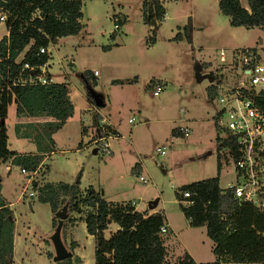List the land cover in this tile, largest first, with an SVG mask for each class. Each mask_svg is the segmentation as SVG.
I'll use <instances>...</instances> for the list:
<instances>
[{"label":"rangeland","instance_id":"obj_1","mask_svg":"<svg viewBox=\"0 0 264 264\" xmlns=\"http://www.w3.org/2000/svg\"><path fill=\"white\" fill-rule=\"evenodd\" d=\"M240 1L248 6L247 0ZM142 2L84 0L81 32L62 37L56 48L51 46L50 70L58 82L64 81L65 71L69 75L67 81L76 117L55 132L56 149L47 158L46 176L50 181L72 183L81 171L83 186L93 185L105 199L116 203L134 201L140 209H149V201L158 199L157 210L178 232L174 235L168 229L162 234L171 252L168 263H179L178 258L185 254L184 245L194 251L197 260L212 261L215 257L205 227L189 225L175 192L193 181L215 176L218 161L221 163L219 185L225 188L237 182L233 161L224 149V134L213 117L218 104L215 97H208L211 80L208 75L213 70L215 79L220 78V71L221 76L230 74L235 85L240 76L232 71L234 53L250 46L258 49L260 63L264 65V31L257 27L230 26L219 10L218 0H159L165 6V19L156 20L155 25L152 20L145 23ZM121 17L125 21L120 20L115 28L114 19ZM178 30L181 38H173ZM5 33V26L0 25V38ZM85 70L93 74L97 71L92 92L102 104L99 108L112 117L123 135L109 139L111 155L96 150L88 136L80 138L79 133L80 139L76 137L80 124L77 114L87 108L81 79ZM215 83L223 90L231 86L217 80H212L210 85ZM157 85L160 90L154 95ZM15 105H9L5 119L9 147L23 150L28 142L17 137L19 114ZM82 117L88 124L89 113ZM129 118L134 122H128ZM179 125L188 127L186 136L173 133ZM38 126L31 131L33 137L40 131ZM42 138H38L39 145H46V138ZM82 139L87 145L80 149L78 141ZM33 142L30 144L37 148L38 143ZM4 167L1 163L0 176L3 193L12 203L9 208L14 220L13 245L16 238L13 264H53L50 254L53 256L54 251L49 240L53 215L49 204L28 196L31 184L23 192L27 179L18 166H11L9 176ZM74 214L71 216L76 220ZM73 221L63 225L66 247L72 238L78 240L84 245L86 264H95L94 239L88 242L85 227H76ZM113 225L116 227V223Z\"/></svg>","mask_w":264,"mask_h":264},{"label":"trees","instance_id":"obj_2","mask_svg":"<svg viewBox=\"0 0 264 264\" xmlns=\"http://www.w3.org/2000/svg\"><path fill=\"white\" fill-rule=\"evenodd\" d=\"M83 1L0 0V8L8 14L5 21L8 34L0 39V164L13 157L14 164L33 171L43 159L39 153L20 154L9 149L5 123L9 104H16L17 114L52 118L39 124L40 131L34 137L38 145V138H46L45 150H52L55 144L52 134L61 129L72 115L73 105L65 82L43 84L30 82L29 79L40 74V67L49 59V53H38V47H48L59 38L81 32ZM247 1L248 6L245 7L240 0H218V7L228 18L230 26L247 29L257 27L264 31V0ZM142 7L145 23L164 19L165 8L159 0H143ZM120 20L114 19L117 24ZM184 31H187L186 27ZM173 38L180 39L181 33L177 32ZM153 39L154 36L150 41ZM21 54L23 56L19 59ZM25 64L29 68H25ZM93 77L89 70L81 73L86 99L94 105ZM207 93L208 97H215L213 87H208ZM256 103L264 113V91ZM93 124L98 127V115L93 116ZM18 128L19 124L16 130ZM175 132L176 129H173ZM220 170L221 163L218 161L215 176L180 187L175 192L180 209L190 226L205 227L213 243L212 253L216 257V261L210 264H264V210L235 198L232 189H222L219 186ZM80 178L81 171L72 183L45 182L36 187L37 200L48 203L53 213V228L57 222L56 212L67 202L65 222L75 220L72 213L82 214L87 233L94 237L95 264H169L159 230L166 223L161 211L149 214L148 210H136L130 202H108L91 185L81 189ZM184 192H189L190 196L184 198ZM11 211L0 195V264H13L14 220ZM110 222L116 223L118 229L106 236L105 231ZM64 243L66 245V241ZM76 245L75 241H71L68 249L72 251V256L53 264H80V258L73 252ZM178 264L197 263L185 253Z\"/></svg>","mask_w":264,"mask_h":264},{"label":"built area","instance_id":"obj_3","mask_svg":"<svg viewBox=\"0 0 264 264\" xmlns=\"http://www.w3.org/2000/svg\"><path fill=\"white\" fill-rule=\"evenodd\" d=\"M7 15L1 7L0 25L5 26ZM114 27H118L117 22ZM37 51L39 54H47L49 48L41 46ZM220 60H224L223 51L220 52ZM43 66L40 67V74L35 75L34 78L31 77L30 82L43 84L51 82V79L45 75L46 71ZM24 67L29 68L28 64ZM232 67L239 70L240 76L234 86L223 90L220 89L219 83L213 84L218 104L214 115L215 122L224 134V149L233 161L237 178L235 184H228L226 188L232 189L235 198L264 210V113L256 103L258 96L264 91V65L260 63L257 51L239 48L234 53ZM30 69L33 73L35 72L32 67ZM96 74L97 71L94 72V75ZM159 90L160 86L157 85L153 94L158 95ZM128 122L133 123V118H129ZM179 131L186 136L189 129L187 126H182L179 127ZM110 138L112 134L108 125L101 121L97 127L96 137L91 143L96 146V150L108 155ZM159 152L164 153L163 150ZM20 172L27 178V183L32 186L28 196H37L36 187L42 185L45 166L39 164L33 171L20 167ZM189 196V192L183 193L184 198ZM130 204L135 206L136 203L133 201ZM168 229L166 223L159 228L161 234H166Z\"/></svg>","mask_w":264,"mask_h":264},{"label":"crops","instance_id":"obj_4","mask_svg":"<svg viewBox=\"0 0 264 264\" xmlns=\"http://www.w3.org/2000/svg\"><path fill=\"white\" fill-rule=\"evenodd\" d=\"M163 6H164V3H163ZM164 8H165V6H164ZM165 15H166V10H165ZM121 19V21H125V17H121L120 18ZM164 19H165V16H164ZM157 24V23H156ZM178 32H180L181 33V31L180 30H178ZM5 34H7V31H6V33ZM62 38H59L58 40H57V42L56 43H54V44H51V45H49L48 46V48H49V59H48V61L44 64V66H43V68H44V70L46 71L45 72V75L46 76H48L50 79H51V82H58V81H56L55 79H54V76H53V74H52V72H51V70H50V65H51V46L52 47H54V48H56V47H58V44H59V42H60V40H61ZM249 48H255L256 49V51L258 52V49L256 48V47H254V46H250ZM258 54H259V52H258ZM23 56V54H21L20 55V57H19V59L21 58ZM259 56H260V54H259ZM260 58H261V56H260ZM60 60V59H59ZM71 62V64L73 63V61H70ZM62 62H60V64H61ZM62 68H64V67H62ZM65 69V68H64ZM217 69H219V68H217ZM234 70V71H233ZM213 71H215V70H213ZM212 71V72H213ZM232 71L236 74V75H238L239 76V74H238V69H236V68H232ZM212 72H210L209 73V75H208V77L211 79L210 80V83H211V81L212 80H217V81H221V82H226V84L228 83L229 85H231V86H229V87H232V86H234V83H233V79L231 78V75L230 74H228V75H225V76H221V71L219 72V74H220V78H219V76H218V78L217 79H215V76H214V73H212ZM94 75V74H93ZM97 75V74H96ZM96 75H94V76H96ZM67 79H69V75L67 74V72L65 71L64 72V81H60V82H65L66 83V85H67V87H68V81H67ZM129 82H131V81H129ZM235 82V81H234ZM210 83L208 84V87H210L211 85H210ZM211 87H213V84H212V86ZM68 90H69V87H68ZM68 97H69V100L71 101V103H72V105H73V112H72V115L69 117V118H67V120H66V122H65V124L63 125V127L66 125V123L70 120V119H75V117H76V110H75V105H74V101L72 100V98H71V95H70V91H69V93H68ZM84 98H85V101H86V103H87V108H83V109H81V112L80 113H78L77 114V123H78V121L80 122V124L78 125V127H77V135H76V137H77V139H80V138H82V137H84V136H88L89 137V142H90V145H94V144H92L91 143V141L96 137V133H97V126L96 125H94L93 124V116L94 115H98V125L100 124V122L101 121H103V123H105V124H107L108 125V128H109V130H110V133L112 134V138H114V139H117V138H119V137H121V136H123L122 135V133L120 132V130L118 129V126L116 125V123H114V121H113V119H112V117L109 115V114H106V112H103V109L102 108H99L98 107V105H96V104H91V103H89V101L86 99V96H85V93H84ZM12 103H14V102H12ZM15 104V103H14ZM10 105V104H9ZM100 105H102L101 103H100ZM16 106V105H15ZM98 107V108H97ZM103 107V106H102ZM8 109H9V106H8ZM216 112V111H215ZM215 112H214V114H213V117H214V115H215ZM89 113V115H90V118H89V123H90V120H92V125L90 126V124L88 123V124H86L85 123V118H83L82 117V115H86V114H88ZM7 116H8V112H7ZM215 118V117H214ZM19 120H18V122H17V124H19V134H18V138L20 139V140H25V141H27L28 142V145L26 144L27 142H25V144L27 145V149H23V150H18V149H11L10 147H9V141H8V147H9V149H11V150H14V151H16V152H18V153H20V154H36V153H39V154H42L43 155V159H42V161H41V165H46V170H45V172L43 173L44 175H43V182H42V184H44L45 182H51V183H56V182H59V181H50V180H48L47 179V176H46V172H47V170L49 169V165L46 163V161H47V158H48V156H50V154H52L53 152H54V150L56 149V144L54 145V147L52 148V150H45V145H38V147L37 148H34L30 143H34L33 142V140H34V137L32 136V133H31V131H32V129H34V128H36L38 125L37 124H33V123H43V122H47V121H51L52 120V118L51 117H48V116H43V115H40V116H28V115H25V114H19V118H18ZM21 119V120H20ZM42 119V120H41ZM74 121V120H73ZM7 125V124H6ZM34 125V126H33ZM179 127H182V125H179V126H177L176 128H174V129H176V134H181V132L179 131ZM7 130H8V127H7ZM91 130V131H90ZM79 133H80V138H79ZM21 136H24V137H21ZM54 137H55V133H53L52 134V138H53V140H54ZM8 140H9V136H8ZM54 142H55V140H54ZM78 144H79V148L81 149V147H83L84 146V144L85 145H87V143H85L84 141H83V139L82 140H80V141H78ZM89 144V143H88ZM49 153V154H48ZM113 153V150L112 149H110V153L108 154V155H111ZM48 154V155H47ZM12 158L13 157H11L7 162H5V163H2V164H4L5 165V173H6V175H10V172H11V166H13V165H16V164H14L13 163V161H12ZM16 166H18L19 168L21 167V166H19V165H16ZM140 166V165H139ZM8 167V168H7ZM134 168V169H133ZM140 169V168H139ZM132 171H134V173H135V163H134V165L132 166ZM221 171V170H220ZM7 176V177H8ZM2 177V176H1ZM219 177H220V175H219ZM25 178V177H24ZM24 178H21L20 180H23ZM27 179V178H26ZM140 179H141V177H140ZM142 180H143V177H142ZM27 181L26 182H24L23 183V192H24V189H27ZM3 185H2V178H1V187H0V195L3 197V199L5 200V202L7 203V205L9 206V207H11V202L9 201V200H7V197L4 195V193H3V187H2ZM92 187H93V185H91ZM220 186V185H219ZM80 187H81V189H85V188H87L86 186H83L82 185V183H80ZM221 187V186H220ZM94 188V187H93ZM222 188V187H221ZM226 188V187H225ZM225 188H222V189H225ZM95 189V188H94ZM95 190H97V189H95ZM97 191H99V190H97ZM100 193H101V196L103 197V194H102V192L101 191H99ZM33 198H36L37 199V196H33ZM104 198V197H103ZM105 199V198H104ZM106 201H108V202H114V203H116V201H111V200H107V199H105ZM38 201V200H37ZM133 202V201H132ZM48 204V203H47ZM122 204H124V203H122ZM135 209L136 210H139V211H143V210H148V213L149 214H151V213H153V212H155V211H158L157 210V208L155 207L154 209H140V208H138V207H136V204H135ZM52 213V212H51ZM52 215H53V213H52ZM77 215V219L75 220V221H73V223L76 225V227L78 226V225H82L83 227H85V229H86V226H85V221H84V219H83V217H82V214H76ZM74 216H75V214H74ZM53 217V216H52ZM165 218H166V224L168 225V227H169V230H170V232L171 233H173L174 235H178V232H176L174 229H173V227H172V225H171V223H170V221L168 220V218L165 216ZM188 220V219H187ZM113 223L114 222H110V225H109V228L105 231V235L106 236H108L109 234H110V232H112V231H115L116 229H118V225L116 224V227H114V225H113ZM188 223H189V221H188ZM51 224H52V218H51ZM72 229H73V227H72ZM86 233H87V231H86ZM88 234V233H87ZM92 238L94 239V237L92 236V235H90V234H88V236H86V240L88 241V242H91L92 241ZM72 241H75L76 242V246H75V248L73 249V252L75 253V255L76 256H78L79 258H80V260H81V263L80 264H86V260H85V257H84V253L82 252V250H83V247H84V245L81 243V242H79L78 240H76V239H73L72 238ZM211 241V240H210ZM165 243V242H164ZM211 243H212V241H211ZM165 246H166V249H167V254H168V256H167V258L168 257H170V255H171V252H170V249H169V246L167 245V244H165ZM212 246H213V243L211 244V251H212ZM184 249H185V253H187L197 264H210V263H214L215 261H216V257H215V255H214V259L212 260V261H206V262H203V261H199V260H197L196 259V257H195V255H194V251H192L191 250V248L190 247H188V246H186V245H184ZM14 251L16 252V238H14ZM16 254V253H15ZM181 259V255H180V257L178 258V261ZM91 261V260H90ZM215 264H235V263H230V262H228V263H223V262H219V263H215Z\"/></svg>","mask_w":264,"mask_h":264},{"label":"water","instance_id":"obj_5","mask_svg":"<svg viewBox=\"0 0 264 264\" xmlns=\"http://www.w3.org/2000/svg\"><path fill=\"white\" fill-rule=\"evenodd\" d=\"M152 24L154 25L156 24L155 20H152ZM95 102L97 105H100V103L97 102L96 98H95ZM157 202L158 199L149 201V205H148L149 209L151 210L154 209L157 205ZM67 210H68V203L66 202L63 205V207L56 212L57 222L55 227L53 228L51 235L49 236V240L53 246V251H54V254L52 256L53 262H57L62 259L71 257L73 254L72 251L66 247L62 237V229L65 222V218L67 216Z\"/></svg>","mask_w":264,"mask_h":264}]
</instances>
